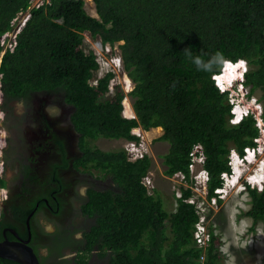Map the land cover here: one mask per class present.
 Masks as SVG:
<instances>
[{
	"label": "trees",
	"instance_id": "trees-1",
	"mask_svg": "<svg viewBox=\"0 0 264 264\" xmlns=\"http://www.w3.org/2000/svg\"><path fill=\"white\" fill-rule=\"evenodd\" d=\"M92 3L95 16L86 12L84 0H47L29 7L12 49L5 48L0 54L3 118L21 121L27 112L24 110L20 117L15 102L31 109L28 106L42 95L69 106L78 148L77 154L70 155L71 165L97 173L96 178L103 180L97 185L89 183L85 189L79 209L88 224L79 238L69 240L76 250L74 262L86 264V253L88 256L89 250L95 249L93 261L100 258L102 264H224L225 253L214 225L206 223L208 238L204 245L194 241L197 213L185 200L190 187L179 185L178 196L171 192L175 207L166 211L155 195L157 186L148 189L142 182L152 167L150 154L144 151L129 159L122 146L102 149L93 140L98 136L136 140L131 128L160 126L156 139L167 144L157 155L161 156L162 172L171 176L180 171L189 181V151L198 146L207 172L208 199L222 183L220 173L230 172V149L241 158L244 147L254 146V138L260 134L250 109L232 121L229 89H219L215 78L223 72L225 62L245 64L239 83L247 98L257 92L264 124V0ZM28 5L29 0H0V35L10 28L11 18ZM83 31L98 36L101 44L111 47L116 43L121 67L131 81L129 90L124 91L118 82L109 84L114 75L111 69L94 83L89 81L98 61L91 49L83 50ZM228 63L223 73L226 76L233 70ZM126 96L131 98L130 116L122 114ZM51 136L60 161L50 163L49 176L54 180L49 176L46 179V185L52 180L56 185L44 187L48 194L54 189L51 193L55 195L64 184L58 168L65 166L67 159L63 138L55 133ZM16 137L21 139L19 134ZM6 141L7 145L8 137ZM22 189L27 190L24 186ZM243 189L249 206L242 214L251 217L253 223L264 222V185H244ZM40 195L36 193L29 205H11L14 222L0 211V227L9 225L25 236L27 213L44 204ZM55 199L50 202V211L61 214L63 199L56 195ZM38 261L46 264L44 256ZM0 264L20 263L0 257Z\"/></svg>",
	"mask_w": 264,
	"mask_h": 264
},
{
	"label": "flooded vegetation",
	"instance_id": "flooded-vegetation-1",
	"mask_svg": "<svg viewBox=\"0 0 264 264\" xmlns=\"http://www.w3.org/2000/svg\"><path fill=\"white\" fill-rule=\"evenodd\" d=\"M39 98L28 106L31 109H28L27 106L24 107L20 103L22 109L17 114L21 117V113L24 110L27 113L23 114V119L17 123H14L11 119L6 120L2 114L1 121L6 125V128L5 126L3 127L9 142L6 145L7 141L5 138L3 147L5 149L2 156L5 161L3 180L6 197L1 202L0 211L4 218L14 222V215L9 210L11 205H29L27 202L31 201L36 196V193L41 194L40 198L44 203L43 206L39 209L34 206V210L27 213V215L30 213L28 217V244L38 258L41 256L45 257L46 264L56 262L77 264L74 262L76 250L69 240L71 238H79L82 229L86 228V224H88V220H85L79 209L81 201L85 197L86 187L89 183L97 185L101 181H98L99 178L91 177L88 172L74 169L71 165L70 155L77 154L78 148L75 139L77 133L73 130L69 121V106L57 103L48 95H42ZM49 108H51V112ZM34 113L38 115V118L31 117ZM51 132L59 134L63 138L65 157L67 159L66 165L59 167L57 172L60 179H63L64 184L62 183L61 189L59 188V190L54 192L56 196L63 199V211L61 214L51 213L50 202L55 199V195L51 192L54 189L48 194L44 187L48 186L49 188L50 185H56V182L53 181V176H49L52 172L50 163L60 161V155L56 150L57 146L52 141ZM17 134L20 135L21 139L16 137ZM14 136L17 139L12 142L11 139ZM48 176L53 180L46 185ZM42 182L44 184H41ZM23 186L27 190L22 189ZM81 186L83 191L80 189ZM22 190L23 192H21ZM45 213L50 218L48 222L41 217ZM9 228L12 227L9 225L0 227V241L5 238L15 240L17 236L26 237V225L25 236L20 235L12 228L16 233L14 234ZM21 228L23 229V227ZM95 255V249L89 250L88 256L86 253V264H102L104 262L100 258L93 261Z\"/></svg>",
	"mask_w": 264,
	"mask_h": 264
},
{
	"label": "rangeland",
	"instance_id": "rangeland-1",
	"mask_svg": "<svg viewBox=\"0 0 264 264\" xmlns=\"http://www.w3.org/2000/svg\"><path fill=\"white\" fill-rule=\"evenodd\" d=\"M84 9L87 13L95 16L92 0H84ZM24 12L25 11H20L19 15H23ZM82 34L83 39L81 46L83 50L87 51L91 49L98 61V69L93 71L89 81L94 83L95 79L102 75L106 69H111L114 72L111 84L113 82H118L124 91L129 90L131 88V81L128 80L129 78L125 76L122 67L118 66L117 63L116 57H118V48L116 43L110 47L108 43L101 44L98 36H91L88 31H83ZM237 73L238 68H235L232 72L229 70L230 75H219V83L222 88L229 89L227 90L228 97L233 104V108L235 107V115L243 112L246 108L256 111L257 103H259L256 99L257 92L253 97L247 98L244 93V88L238 83L239 76ZM127 82L129 84H127ZM126 87L128 89H126ZM130 101L131 98L129 96L124 98V110L122 108V114L124 116H129L131 114V110L129 109L130 106H128V104L130 105ZM14 107L17 112H21L22 107L20 106V102H15ZM49 111L51 112V108H49ZM142 133L144 134L143 140L146 153L150 154L152 157L151 168L158 173V169L162 168L163 165H160L161 156L157 157V155L165 151L167 146L166 141H153L154 139L150 141V138L153 137H147L144 131H142ZM93 143L99 148L108 149L119 146L124 147L126 140L123 138L98 136L93 140ZM231 155L230 172L232 173L231 175H226V189L223 187V192L217 196V198L220 199L219 201L216 198L214 202L209 201L205 196L204 188L197 186L192 180L187 181L184 179L183 181H179L177 176H168L167 178L161 177V180H159L160 178L157 176V178H155L156 180L153 182L150 172L147 179L149 183H151V186L148 185V189L156 184L157 188L155 195L159 197L162 208L166 211H171L175 207V198L172 196L171 192L174 191L175 194V190L179 185L190 187L191 193L198 199L203 200L206 223L214 225V231L218 232L221 240L220 249L225 253L224 264H264V222L257 220L253 223L251 217L242 214V211L249 206V197L243 189V181L241 182V179H244V181L249 179V184L257 187L264 184V128L260 130L257 146L255 145L253 152H248L246 158L244 156V158L241 159L233 151H231ZM160 173L164 174L162 171ZM90 175L96 178L97 173H90ZM262 179L263 181L261 182ZM98 181L103 182L100 178ZM80 189L83 191L82 186ZM41 217L47 222L50 220L46 213L41 215Z\"/></svg>",
	"mask_w": 264,
	"mask_h": 264
},
{
	"label": "built area",
	"instance_id": "built-area-1",
	"mask_svg": "<svg viewBox=\"0 0 264 264\" xmlns=\"http://www.w3.org/2000/svg\"><path fill=\"white\" fill-rule=\"evenodd\" d=\"M43 1H47V0H29V5L24 10L25 11L24 14L19 15V13H20V11H19L14 17L11 18L10 28L8 30L4 31L0 35V44L2 46V48L0 50V54L2 53V51L5 48L12 49V47L15 43V34L19 30L20 26L23 24L26 17L28 16V8L33 6V5H38ZM13 23H16V25L14 27L11 26ZM116 59H117L118 66H121L119 55H118V57H116ZM227 63L228 62L224 63L222 73H225L224 68L227 65ZM228 65H230V67L234 66V69L237 67L238 68L237 74H239V75H241V72L244 69L243 63L240 61H237L234 63L229 62ZM219 75H221V74L215 75V78H216V83H217L218 88L222 90L223 88L220 85L219 80H218ZM111 80L113 81V79L111 78L109 80V84H111ZM251 111H252L253 116L256 120L255 124H257V127L261 130V128H264V124L262 123V121L260 119V112H261L260 106L257 108L256 111H253V110H251ZM233 112H234V116L232 117V121L238 120L239 116L243 113V112H240V114L237 117H235V109L234 108H233ZM2 114H3V112L0 109V180L3 179V177H4L3 175H4L5 166H4V159L2 156V152H3V147L5 145V138H6V131H5V129L1 123ZM131 132L137 136V139L136 140L135 139H125L126 143H125V146L123 148L126 151L127 157L129 159H134L135 157L140 156L142 152H144V151L146 152V149L144 147V140H143L144 134L142 133V128H140L139 126L133 127V128H131ZM254 140L256 141L255 144L257 146L258 137L254 138ZM244 149H245L246 153L249 152L248 147H244ZM250 149H252V148H250ZM231 151H233V150L231 149ZM189 154H190V161L188 163L189 181L192 180L197 186L205 189L206 180H207V172L202 166L203 157H202L201 150L198 146H195L189 151ZM229 155H230V157L228 159V163L231 164L230 163V159L232 157L231 152ZM227 174L228 173H226L225 171H222L220 173V177L222 178V183L220 184V186L214 188L213 192L217 193V195L212 194L208 198L209 201L214 202L215 198L217 199V196H219L220 193L223 192L222 188L227 185V184H225V180L227 179V176H226ZM147 176L148 175L143 177L142 182L148 188V185L151 186V183H149ZM171 176H174V177L177 176L179 178V181H183L185 179L183 173L180 171L174 172ZM178 188L175 190L176 196H178L180 194V189H178ZM5 197H6V189L4 187V184L0 183V209H1V202ZM185 200L194 205L195 212L197 213V219L193 224L192 235H193L195 243L199 246H202L205 244V242L208 238V231H207V226H206V215H205L203 200L198 199L192 193H190L185 198Z\"/></svg>",
	"mask_w": 264,
	"mask_h": 264
},
{
	"label": "water",
	"instance_id": "water-1",
	"mask_svg": "<svg viewBox=\"0 0 264 264\" xmlns=\"http://www.w3.org/2000/svg\"><path fill=\"white\" fill-rule=\"evenodd\" d=\"M16 23L11 26L14 27ZM243 63V62H242ZM243 66L245 67L244 63ZM30 213L25 217L26 225V237L21 238L17 236L15 240L3 239L0 241V257L12 259L19 262L20 264H39L38 258L33 251L32 247L28 244L29 240V228H28V217ZM9 230L16 234L12 228Z\"/></svg>",
	"mask_w": 264,
	"mask_h": 264
},
{
	"label": "crops",
	"instance_id": "crops-1",
	"mask_svg": "<svg viewBox=\"0 0 264 264\" xmlns=\"http://www.w3.org/2000/svg\"><path fill=\"white\" fill-rule=\"evenodd\" d=\"M131 107V106H130ZM131 110V108H130ZM131 113H132V110H131ZM131 115V114H130ZM142 131H144L147 135V137H153V138H150L151 140L155 141L157 140L156 137L161 133V127L160 126H156V127H150L148 129H142ZM154 132V133H153ZM150 140V141H151ZM159 141V140H158ZM157 142V141H156ZM158 143V142H157ZM160 165H162V163H160ZM163 167L162 168H159L158 169V173L157 171L155 170H152V168L148 171L147 175L150 174L151 172V175H152V178H153V182L156 180L155 178H157V176L160 178L159 180H161V177L162 178H167L168 176L165 175V174H161L160 172L162 171ZM156 185V184H155ZM157 186V185H156ZM182 187H184L183 185H180ZM186 187V186H185Z\"/></svg>",
	"mask_w": 264,
	"mask_h": 264
},
{
	"label": "clouds",
	"instance_id": "clouds-1",
	"mask_svg": "<svg viewBox=\"0 0 264 264\" xmlns=\"http://www.w3.org/2000/svg\"><path fill=\"white\" fill-rule=\"evenodd\" d=\"M185 51H187V49H185ZM217 55H219V53L217 54ZM241 62V61H240ZM196 63L197 64H199L200 63V61L199 60H197L196 61ZM245 65V64H244ZM244 69H245V67H244ZM243 69V70H244ZM243 70H242V72H243ZM242 72H241V75H242ZM221 74H223V73H221ZM241 75H239L238 74V76H239V81L241 80ZM239 83V82H238ZM239 85H241L240 83H239ZM224 89V88H223ZM249 98V97H248ZM260 103V102H259ZM259 103H257V108L260 106V104ZM246 109H249V108H246ZM245 109V110H246ZM260 110H261V108H260ZM240 114V113H239ZM239 114H237V115H235V117H237ZM130 116V115H129ZM241 116V115H240ZM240 116H239V118H240ZM238 118V119H239ZM256 145V144H255ZM255 145L254 146H251V147H248L249 148V151H254V148H255ZM250 148H252V149H250ZM233 150V149H232ZM234 151V150H233ZM230 152H231V149H230V151H229V154H230ZM234 153H236L235 151H234ZM245 149H244V156H245V158L247 157V155H248V153H246V155H245ZM237 154V153H236ZM244 156L243 157H241V159L242 158H244ZM229 157H230V155H229ZM229 159V158H228ZM229 164V163H228ZM229 167H230V171H231V164H229ZM232 172H229L228 174L230 175ZM240 176V175H239ZM242 181H244V179H241V182ZM263 181V179L261 180V182ZM250 183V180L248 179V180H246L245 182H243V184L244 185H249L250 187H256V188H261L264 184H262L260 187H257V186H254V185H250L249 184ZM244 187V186H243ZM224 189H226V186L224 187ZM222 191V190H221ZM215 195H217V193H214ZM218 199V198H217Z\"/></svg>",
	"mask_w": 264,
	"mask_h": 264
},
{
	"label": "bare ground",
	"instance_id": "bare-ground-1",
	"mask_svg": "<svg viewBox=\"0 0 264 264\" xmlns=\"http://www.w3.org/2000/svg\"><path fill=\"white\" fill-rule=\"evenodd\" d=\"M234 70V69H233ZM231 72H232V70H231ZM230 75V74H229ZM126 76V75H125ZM129 80V79H128ZM127 84H129L128 82H127ZM126 89H128L127 87H126ZM128 106H130L129 104H128ZM131 107H129V109H130ZM235 108V107H234Z\"/></svg>",
	"mask_w": 264,
	"mask_h": 264
}]
</instances>
